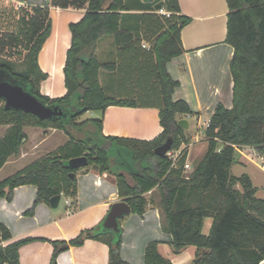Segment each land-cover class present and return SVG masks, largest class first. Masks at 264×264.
I'll return each instance as SVG.
<instances>
[{
	"label": "trees",
	"instance_id": "1",
	"mask_svg": "<svg viewBox=\"0 0 264 264\" xmlns=\"http://www.w3.org/2000/svg\"><path fill=\"white\" fill-rule=\"evenodd\" d=\"M227 2L225 41L234 48L230 62L233 105L217 104L205 131L207 151L191 171L185 169V149L175 165L167 155L155 152L170 136L174 138L172 149L189 143L178 115L193 111L185 100L174 99L180 83L167 68L168 62L183 52L182 29L190 22L181 13L179 0H52L63 8L87 4L84 16L69 24L71 45L64 64L67 91L58 97L40 90L41 81L47 78L38 58L52 30L49 8L35 7L26 13L21 20L25 66L19 69L15 62L0 56V77L23 85L45 104L63 108L64 113L41 119L7 108L0 99V125L8 126L0 137V169L20 153L28 140L26 127L56 128L69 139L55 152L0 179V196L11 201L16 187L35 185L37 199L27 211L29 215L38 203H50L57 194L75 198L80 168H72L69 160L87 155V170L93 167L101 174L114 175L119 195L133 213L143 215L149 204L158 205L162 227L173 236L174 253L193 245L197 253L192 264H260L264 260V198L257 196L258 187L248 173L236 175L232 167L240 161L242 146L264 154V0ZM136 6L153 12L125 13ZM162 8L169 14L159 13ZM127 16L134 22L127 24ZM106 36L112 37L117 47V61L103 62L97 54L99 42ZM8 38L11 43L23 42L14 34ZM102 70L115 77V93H108L101 83ZM146 96L150 98H143ZM111 105L156 106L163 131L152 140H141L105 135L102 117L78 121L88 111L104 113ZM124 149L132 152V167L121 169L124 166L118 168V163H122ZM208 217L213 222L206 235L203 228ZM103 223L82 230L69 241H52L55 249L50 264H58L64 248L80 246L89 238L109 245L108 264H124L122 227L118 232L107 230ZM29 240H12L10 228L0 219V264H20V248ZM158 246L157 240L147 244L144 264H173Z\"/></svg>",
	"mask_w": 264,
	"mask_h": 264
},
{
	"label": "crops",
	"instance_id": "2",
	"mask_svg": "<svg viewBox=\"0 0 264 264\" xmlns=\"http://www.w3.org/2000/svg\"><path fill=\"white\" fill-rule=\"evenodd\" d=\"M179 4L181 13L188 16L190 22L182 29L183 52L167 64L172 77L180 83L173 97L175 100H185L193 111L192 114L178 115V119L186 118L189 121L186 129L194 127L199 130L206 123V127L202 129L206 131L218 103L221 102L228 108L233 105L234 82L230 62L234 48L225 41L229 6L227 0H179ZM19 7L25 9V13H32L35 7L49 8L52 30L38 58L47 78L41 81L40 90L50 97L62 96L67 91L64 64L71 45L69 24L79 21L84 16L87 4L63 8L53 5L52 0H0V20H4L5 15L10 12L15 13L21 9ZM133 8L135 7L125 13L153 12L140 9L139 6ZM126 22L133 23V17L127 16ZM143 45L148 46L145 42ZM97 54L103 62L118 60L117 47L112 37L106 36L100 40ZM100 81L108 93L117 91V81L107 70L101 71ZM95 112L97 111H92L89 118H97ZM159 112L156 106L111 105L104 113L101 111L103 132L105 135L152 140L163 131ZM0 126L1 137L8 126ZM36 128L44 130L43 127ZM26 132L28 134V127ZM49 136L44 135L41 143L47 142ZM26 143L20 153L12 156L0 172L9 164H18L16 167H20L28 153L23 152ZM199 144V151H196L198 148L196 144L186 145L190 146L188 159L195 152L205 154L208 148L207 139H203ZM239 151L240 161L232 167V171L235 166L247 168L248 159L245 158L253 155L246 154L241 148ZM242 173H248L255 184L254 176L249 170ZM76 175L78 195L75 199L65 195L67 198L64 211L58 209L59 206L53 208L50 203L40 202L36 205L34 214L29 215L27 211L34 205L38 193L37 187L33 184L16 187L11 201L0 196V219L10 228L12 240L31 238L20 248V264H50L55 249L52 241H69L82 230L99 225L104 221L112 204L123 200L119 195L114 175L101 174L93 168L84 169L82 172L78 170ZM258 194L259 187L257 196L260 197ZM67 200L71 204L68 205ZM212 222L211 217L206 218L203 228L206 235L210 232ZM120 226L122 227L120 252L124 264H144L145 249L152 240L159 241V251L170 258L173 264H192L197 253V247L193 245L187 246L180 253H174L173 236L163 229L160 209L156 204H149L143 215L132 212L121 218ZM57 261L58 264H108L109 245L102 240L89 238L80 246L69 245L64 248ZM260 264H264V260Z\"/></svg>",
	"mask_w": 264,
	"mask_h": 264
},
{
	"label": "rangeland",
	"instance_id": "3",
	"mask_svg": "<svg viewBox=\"0 0 264 264\" xmlns=\"http://www.w3.org/2000/svg\"><path fill=\"white\" fill-rule=\"evenodd\" d=\"M21 8V7H19ZM25 10V9H24ZM22 8L19 9L18 11H15V13L10 12L9 14L5 15V19L0 20V56L7 58L13 62L16 63L17 68L22 69L25 65L24 63V57H25V35L22 34V17L26 14ZM161 13L164 14H169L168 11L165 8H162L159 10ZM22 32V33H21ZM14 34L15 36H20L21 40L23 41H16V42H8L9 41V35ZM16 43V44H15ZM143 98H150L148 96L143 97ZM92 111L86 112L85 114L81 115L78 119L79 122H83L87 120L89 117H91ZM96 117L100 118L101 117V110H97L95 112ZM1 127V126H0ZM206 127V123H204V126L201 129H195L194 127H191L189 130H186V135L189 138V143H193L194 145H198V148H194V151H199L200 144L203 139H205L207 136L205 134V131H202ZM40 131V132H35V131ZM28 140L26 141V145L23 149V152H28L25 155V160L20 163V167L18 164H9L6 166L5 170L0 172V177L5 178L12 174V172H16L19 169L22 168L31 163L32 161L43 157L49 153L55 152L56 149L65 143L68 139L69 136L62 130L56 129V128H44V130L38 129L34 126L28 127ZM49 134V138L47 142L41 143V140L43 139L44 135ZM207 139V138H206ZM188 143L184 142L180 148L178 149H172V154L173 156H177L179 151H183L185 149L188 154V149L190 146H186ZM194 147V146H193ZM241 149L246 153V154H253L255 156H248V158H245L248 161V167L247 168H241L240 166H235L233 173L236 175L241 174L242 172H246L249 170L255 180V185L259 187V196L264 197V188L262 186L264 185V154L259 153L254 147H241ZM255 149V151H254ZM124 151L127 153H123V160L122 157L120 158L122 163H118L119 166L118 168H121V166H124V168L121 169H126V167H132V152L128 149H124ZM181 155V154H180ZM179 155V157H180ZM203 155L200 153L195 152L190 159L187 160L191 164V168L188 169L187 171H191L192 168L194 167L195 162H199L202 159ZM93 168V167H92ZM84 169H87V167H81L80 172ZM94 169V168H93ZM77 176V175H76ZM77 185H78V178H77ZM151 195V194H150ZM149 195V196H150ZM148 196V197H149ZM66 196L63 195V198L60 201V205L58 209H61V211H64L66 209ZM75 199L74 197H72Z\"/></svg>",
	"mask_w": 264,
	"mask_h": 264
},
{
	"label": "water",
	"instance_id": "4",
	"mask_svg": "<svg viewBox=\"0 0 264 264\" xmlns=\"http://www.w3.org/2000/svg\"><path fill=\"white\" fill-rule=\"evenodd\" d=\"M146 3H151L154 0H143ZM0 99L5 101L7 108H14L19 111L29 112L37 115L41 119H53L63 115V108L58 105H47L36 95L31 93L23 85L0 77ZM178 124L186 129L189 126V121L186 118L178 119ZM174 138L172 136L161 145L155 148L158 155H166L173 146ZM89 159L87 155L71 158L69 165L72 168L87 167ZM72 176L74 174L72 173ZM62 194H57L50 198V205L53 208L59 206ZM132 207L126 200H120L112 204L110 211L104 219V228L107 230H120V219L131 214Z\"/></svg>",
	"mask_w": 264,
	"mask_h": 264
},
{
	"label": "built area",
	"instance_id": "5",
	"mask_svg": "<svg viewBox=\"0 0 264 264\" xmlns=\"http://www.w3.org/2000/svg\"><path fill=\"white\" fill-rule=\"evenodd\" d=\"M210 122V121H209ZM209 125V124H208ZM181 152L182 151H179V153L177 154V156H173V154H172V151L170 150L166 155L170 158V159H172V161H173V165H175L176 163H177V160L179 159V155L181 154ZM191 168V164L189 163V162H186V164H185V169L186 170H188V169H190ZM263 168H264V166H263ZM67 204L69 205V204H71V202L69 201V200H67Z\"/></svg>",
	"mask_w": 264,
	"mask_h": 264
}]
</instances>
